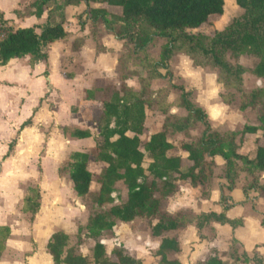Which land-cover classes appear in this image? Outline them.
I'll use <instances>...</instances> for the list:
<instances>
[{
    "label": "trees",
    "instance_id": "1",
    "mask_svg": "<svg viewBox=\"0 0 264 264\" xmlns=\"http://www.w3.org/2000/svg\"><path fill=\"white\" fill-rule=\"evenodd\" d=\"M51 0H35L32 14L41 16ZM243 9L242 15L233 20L222 31L208 35L202 31L211 16L224 13V0H64V5L83 3L84 19L90 22L91 29L100 21L106 33L122 40L126 51L120 57L125 65L130 56H138L133 62L146 70L147 76H141L137 70L129 75L121 74V83L113 89L110 97L103 100L102 115L97 123L98 136L92 152L73 151L66 163L60 167L59 174L67 175L76 196L85 198L90 194L93 174L87 169L90 161L103 163L98 178V190L93 203L98 207L91 212L84 226L88 238L94 241L92 247L93 264H144L140 258L126 253L123 248L106 253L101 242L104 232L112 230L117 221L131 222L135 218L155 221L150 225L151 234L160 238L155 256L159 264H181L179 259L170 257L180 251L176 235L168 236L169 232L180 231L194 226L201 238V230L212 222L235 228L242 224L239 218H230L227 211L231 205L226 203L220 186V212L207 211L191 214L189 212L171 213L164 207L162 198L171 196L178 189L179 183H189L196 187L205 183L211 186L214 159L224 161V177L227 189H234L241 169L251 180L246 189L254 190L264 197V183L259 178L264 173V145L257 144L253 158L245 155L232 131L219 133L209 124L207 113L191 100V92L182 85L168 82L165 87L150 88L152 79H170L168 62L174 54L187 56L194 66L209 65L217 70V78L226 88H238L245 67L230 63L226 53L239 54L249 52L259 58L251 73L264 77V0H234ZM110 8H117L111 11ZM80 21V25H84ZM93 30L91 33L93 34ZM67 32L62 22L44 24L37 33L33 27L9 29L0 39V65L12 58L29 56V64L47 60L46 47L66 37ZM97 39V38H95ZM161 39L159 56L148 63L147 52L156 40ZM147 61V62H146ZM121 64V63H120ZM165 71V73L162 72ZM135 76L139 89L134 90L125 83L127 78ZM97 90V89H95ZM95 90H88L87 97L92 98ZM100 90V89H99ZM170 90L177 92L171 103L164 99ZM252 93L251 99L257 97ZM225 103L230 98L222 96ZM166 112L168 107L181 108L186 111L184 117L171 114L163 120L159 131L150 135L148 140L141 142L144 132L146 108L153 106ZM245 104L241 106L243 109ZM203 126L201 134L194 140L183 142L178 148L169 136L183 133L195 127ZM259 126H245L243 132L256 133L264 130V109L259 116ZM30 120L22 126H28ZM67 132V129H64ZM69 134L75 138L90 137L88 129L73 128ZM178 149V154L171 152ZM150 161L145 166L144 159ZM185 161L186 165L183 166ZM121 181L127 190L124 201L114 204L112 193L115 184ZM156 193L159 196H156ZM205 199L208 198V192ZM111 204L105 208L104 205ZM40 208V191L38 186L29 187L28 194L23 198L19 210L28 215L30 220ZM264 227V221H261ZM11 230L7 225H0V258L6 248V241ZM236 242L235 239H233ZM46 249L53 264H90V259L83 255L78 247H72L68 234L59 230L52 233ZM242 255L247 258L246 254ZM251 260L262 264V259L253 253ZM203 264H223L216 254Z\"/></svg>",
    "mask_w": 264,
    "mask_h": 264
},
{
    "label": "rangeland",
    "instance_id": "2",
    "mask_svg": "<svg viewBox=\"0 0 264 264\" xmlns=\"http://www.w3.org/2000/svg\"><path fill=\"white\" fill-rule=\"evenodd\" d=\"M63 1L48 2L45 9L48 10L50 7L53 15L44 18L40 24H34L33 28L39 33L45 22L52 24L57 21H61L66 26L69 36L66 41L58 45L57 51L60 53L58 68L64 76L72 80L69 86L74 91V99L70 102L69 111L75 114L73 127L78 125L89 129L91 137L83 142L74 141L72 138L65 137L69 134L61 135L63 126L60 122L56 125L54 120H50L42 121L43 123L36 125L21 137L15 135L12 138L13 143L7 156V166L0 173V225H7L11 230L10 237L6 241V248L0 258V264H53L46 244L52 233L59 230L68 234L71 246L78 247L80 252L90 259V264H93L94 241L87 237L84 226L89 214L98 209L93 203V197L99 187L98 178L103 164L99 161H91L87 165L93 173V182L90 194L82 199L73 192L67 175L58 176L59 169L66 163L72 151H93L92 147L98 136L97 123L103 111L102 102L110 97L113 89L119 87L121 74L129 75L130 71L137 70L141 76H147L145 69L133 64L138 56H130L128 62L122 65L120 57L126 51L123 41L106 33L100 21L91 29L90 22L84 19V4L81 3L79 7L68 10L64 15ZM16 2V0H0L5 12L11 6V9L20 7L24 13L34 10L35 0ZM110 10L116 12L117 8H110ZM242 13L243 9L239 8L234 0H224V13L221 16H211L201 29L206 34L213 35L214 32L225 29ZM0 21L3 25L0 30L4 34L10 28H15L14 22L8 26L7 21L2 19V14H0ZM80 21L85 22L83 26L80 25ZM81 32L84 34L79 36ZM78 41L80 49L74 53L70 46ZM162 44L161 39L156 40L152 46L148 47L147 52L139 56L146 55L148 63H151L158 58ZM65 46H68L66 53L64 52L66 51ZM56 57H58L57 54ZM226 58L230 63L242 65L247 69L242 75V82L238 88H226L218 80L215 68L209 65L194 66L191 60L183 54H174L170 58L168 62L170 79H152L150 88L165 87L168 82L182 85L185 90L191 92V100L207 113L210 127L219 133L235 132L241 151L253 158L257 144L264 145V130L259 129L254 134L245 133L243 130L245 126H259V116L264 109V77H258L250 72L258 63L259 58L249 52L239 54L227 52ZM54 63L55 61L52 60V65ZM52 72L56 74L53 69ZM162 72L165 73L164 70ZM126 83L135 90L139 89V82L135 76L127 78ZM87 89L100 90H95L94 99L87 101ZM77 90L80 97H77L78 99L74 96ZM33 92L32 99L27 102L25 110L33 106V99L38 89L34 88ZM255 92H258L257 97L252 100L251 95ZM6 94L11 103L18 98L16 89ZM176 96L177 92L170 90L164 100L171 103ZM222 96L229 97L230 102H223ZM243 104L245 107L242 109ZM168 108L166 112L161 111L156 107L155 102L152 107L146 108L145 128L140 136L142 143L146 142L151 134L160 130L167 110L181 117L186 115L184 109ZM16 117L17 112L14 110L10 120ZM62 120L71 121L66 118ZM73 127L67 126V129L71 130ZM202 130L203 126L199 123L186 132L169 136V139L178 148L183 142L197 138ZM9 134V124L4 122L0 126V140L3 141L9 137ZM171 153L178 154L179 150L176 149ZM149 161V157L146 156L144 165L146 166ZM214 161L210 187H207L205 183L196 187L186 182L179 183L174 194L162 198L165 209L171 213L182 211L197 214L218 208L219 189L223 185L222 193L228 198L226 203L231 205L229 210L235 218L241 219L242 224L248 221V218L259 222L264 221V197L259 196L254 190L246 189L251 180L250 176L241 168L234 189H227L224 161L219 157ZM185 165L184 161L183 166ZM259 182L264 183V173L259 178ZM34 186L39 187L40 208L34 219L30 220L28 215L19 210V207L23 198L28 194L29 187ZM207 192L208 198L205 199ZM126 196L125 186L121 181L117 182L115 191L112 193L113 203H121ZM156 196L159 194L156 193ZM110 205L106 204L104 207L108 208ZM243 217L246 219L243 220ZM154 222L145 218H135L131 222L117 221L112 230L104 232L101 236L106 253L111 256L112 249L123 248L126 253L142 259L146 264H159L155 251L160 238L152 236L150 230V225ZM250 223L243 234L246 245L262 238V232L258 226L252 224V221ZM242 224L235 227L238 233L244 231ZM196 234L195 230L189 226L180 231L167 233L168 236L176 235L180 244V251L170 257L179 259L181 264H203L216 254L221 257L223 264H253L249 260L253 253H249L247 258L242 255L244 248L241 243L233 241L229 226L208 225L201 230V238Z\"/></svg>",
    "mask_w": 264,
    "mask_h": 264
},
{
    "label": "crops",
    "instance_id": "3",
    "mask_svg": "<svg viewBox=\"0 0 264 264\" xmlns=\"http://www.w3.org/2000/svg\"><path fill=\"white\" fill-rule=\"evenodd\" d=\"M16 1L20 2L21 0H16ZM62 6L64 8V15H65L67 14L68 10H72L73 8L79 7V4L74 6L62 4ZM11 7L7 8L8 10L7 12H5L3 3H0V14H2V19L4 21H7L8 26L13 24L14 22L15 28L33 27L34 24H40V22L42 23V20L44 18H48L49 15L51 16L53 15L52 9L50 7H48V10L45 9L41 14V16L39 17L32 14L34 10L28 13H24L23 11H21L20 7L18 8L15 7L14 9H11ZM57 22H61V21H57ZM44 24H46V22ZM64 28L67 32V28L65 25ZM82 34L84 33L81 32L79 36H82ZM68 36L69 34L67 33L64 39L54 41L46 47L45 49L47 52L46 61H38L31 65L29 64V56H24L21 58H12L6 64L0 65V126L5 122V124L6 123L9 124V128H10L9 137L5 138L3 141L0 140V173L7 166L8 163L7 156L11 151L12 143H13L12 138H14L15 135H18L20 137L23 136L25 132H28L30 129H33L34 127H36V125L43 123L42 121L54 120L56 125L58 124V122H60L63 126L62 128L63 133H61L62 136L69 134L70 130L67 129V126L68 127L74 126L73 122L75 120V114L69 111L70 102H72L74 99L73 97L74 91L73 89H70L69 86L72 80L71 78L64 76L62 72H60V69L58 68V61L60 58V53L57 51L59 47L58 45L66 41ZM65 48L66 51L64 52L66 53L68 46L67 47L65 46ZM70 48L74 53L78 52L80 49L79 41L78 43L73 42ZM56 54L58 55V57H56ZM52 60L55 61L54 65H52ZM52 69L53 71L54 70L56 71V74L52 72ZM34 88L38 89V92L36 93L35 98L33 99L34 104L30 109L25 110L27 107V102L32 99ZM13 89H16V94L18 95V98L15 102L11 103L9 101V98H7L6 93L12 91ZM88 90H92V89L86 90L87 101L94 99V94L92 98L87 97ZM74 96H76L75 98L79 97L78 90L75 92ZM16 106L17 108L15 109ZM102 107H103V102H102ZM14 110H16L17 112V117L14 118L13 120H10L12 118V113ZM20 113H22L21 116ZM63 118L70 119L71 121L70 122L63 121L62 120ZM28 120H30V124L28 126H22V124ZM66 124L67 126H65ZM73 128L85 129L78 125H76ZM64 129H67V132H64ZM65 137L72 138L74 141L83 142L88 138H90L91 136L87 138L79 139L72 137L69 134L68 136ZM94 146L92 148H94ZM81 152H87V151H81ZM90 162H88V164ZM58 176H65V175L58 174ZM210 211L220 212L221 206L218 205V208H215ZM230 212L231 211L228 210L227 215L230 218H235L234 214ZM244 219L246 218L243 217V220ZM249 219L250 218L247 219L248 221L243 222L242 227L244 228V231L241 233H238L236 228H231L227 224L221 225L216 222H212L210 225L213 227L229 226L231 228V238L235 239L236 243L242 244L244 248L243 253H245L247 257L249 253H256L262 259V264H264V227H262L261 222H259L258 220H252V219L249 220ZM250 221L253 222L252 224L258 226V229L260 230V232H262V238L257 242L255 241L250 242L248 245H246L243 238V234L245 231H247L248 224H251ZM189 227L192 228V230H195L196 233V229L194 228V226H189ZM261 228H263V230ZM251 257H249V260H251ZM251 261L253 262V264H255L253 260ZM144 264L146 263L144 262Z\"/></svg>",
    "mask_w": 264,
    "mask_h": 264
},
{
    "label": "built area",
    "instance_id": "4",
    "mask_svg": "<svg viewBox=\"0 0 264 264\" xmlns=\"http://www.w3.org/2000/svg\"><path fill=\"white\" fill-rule=\"evenodd\" d=\"M1 21H0V27H1ZM3 26V25H2ZM5 36V34L0 30V39H2Z\"/></svg>",
    "mask_w": 264,
    "mask_h": 264
}]
</instances>
